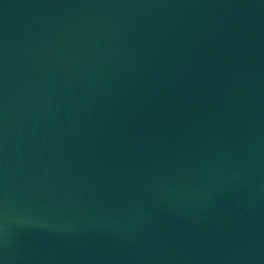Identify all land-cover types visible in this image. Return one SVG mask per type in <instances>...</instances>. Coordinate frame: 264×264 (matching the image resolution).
<instances>
[{
	"label": "water",
	"instance_id": "1",
	"mask_svg": "<svg viewBox=\"0 0 264 264\" xmlns=\"http://www.w3.org/2000/svg\"><path fill=\"white\" fill-rule=\"evenodd\" d=\"M0 264H264V0H0Z\"/></svg>",
	"mask_w": 264,
	"mask_h": 264
}]
</instances>
